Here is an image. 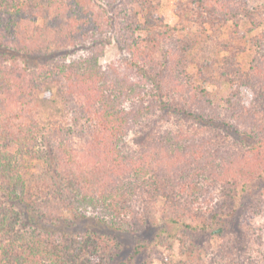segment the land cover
I'll return each mask as SVG.
<instances>
[{
	"label": "trees",
	"instance_id": "16d2710c",
	"mask_svg": "<svg viewBox=\"0 0 264 264\" xmlns=\"http://www.w3.org/2000/svg\"><path fill=\"white\" fill-rule=\"evenodd\" d=\"M99 1L111 7V12L94 0H0L1 45L7 42L5 37L22 34L26 36V47L22 49L30 48L36 30L46 33L44 30L50 29L55 38H67L75 47L86 49L80 58L57 61L50 66L44 64L33 73L26 70L15 73L12 67L0 66L2 264H91L96 262V257H104L109 264L117 255L115 248L123 246L124 241L118 235L136 237L142 230L132 198L147 193L154 200L162 195L166 204L185 214L186 207L182 204L189 199H183L184 196L196 198L203 191V180L215 171L234 169L232 178L240 180L242 186L252 169L264 167L263 163L252 165L237 150V155L232 157L212 135L198 137L199 130L214 128L223 136L236 135L235 143L251 144L250 152L256 157L262 152L264 52L260 51L254 58V62L260 61L262 65L257 69L251 63L244 70L237 53L220 56V49L217 55H205L197 61L190 54L194 49L191 30L179 29V34L186 30L179 35L178 26L166 23L159 14L156 0ZM188 1L189 20L209 30L207 37H212V33L220 35L229 21L238 25L243 18L253 20L262 12L251 7L247 0ZM39 18L45 23L40 27L36 25ZM112 38L128 55L121 62L123 70L130 69L131 74L101 66L100 58ZM255 42L264 46V31L255 37ZM222 47L230 50L227 45ZM161 51L173 56L168 69L156 57ZM193 62L197 64L196 75L189 70ZM133 71L139 81L128 77ZM68 78L79 82L75 91L84 98L82 102L74 100L76 93L65 82ZM211 83L230 84V93L224 99V115L219 114L222 109L218 108L219 103L211 99L213 94L207 87ZM68 97L74 100L75 109L72 108L69 118L64 114L62 120V111L57 107H69ZM127 100L130 105H126ZM46 108L50 109V116H44L43 120L52 121L57 114L61 120H55L61 122L60 127L41 126L40 114ZM155 116H163L169 123L173 119L176 127H162L161 120L164 135L159 142L147 145L139 153L122 151L116 139L127 130L143 126L144 119ZM189 120L193 121L192 128L180 129L181 122ZM52 132L57 136L61 133L65 140L58 149L54 148L57 153L51 168L57 176L53 177L51 186H55L52 194L57 202L54 205L51 199L50 204L58 210L61 201L72 203L71 209L84 212L92 209L97 212L98 221L110 231L89 229L81 235L63 231V236L57 239L36 228H27L28 216H35L32 206L38 203L35 198L32 202L27 200L26 179L20 171L22 160L34 153L38 138L46 139ZM219 134L215 136L218 138ZM248 138L255 142L247 143ZM73 141L84 146L74 147ZM65 161L71 168L64 175L58 166ZM75 185L80 189L73 190ZM179 196L181 199L177 201ZM72 197L74 200L68 201ZM15 201L22 205V210ZM100 204L102 211L98 209ZM221 214L220 210L212 211L204 218L203 228L218 224ZM185 227L193 228V225L186 223L183 230ZM135 251L140 252L139 243Z\"/></svg>",
	"mask_w": 264,
	"mask_h": 264
},
{
	"label": "rangeland",
	"instance_id": "374dc122",
	"mask_svg": "<svg viewBox=\"0 0 264 264\" xmlns=\"http://www.w3.org/2000/svg\"><path fill=\"white\" fill-rule=\"evenodd\" d=\"M94 1L99 4L102 3L107 11L111 12V7L107 4L99 0ZM156 1L159 14L166 23L178 26L176 31L178 34L181 31L179 29L182 28L191 30L192 33H189L194 42V49L190 54L197 61L203 59L205 55H217L220 49V56L230 52L237 53L240 67L244 70L249 69L251 63L256 69L262 67L260 61L254 62V58L259 55L260 51L264 52V46L255 42V37L261 35L264 31V0H247L251 7L262 11L253 20L243 18L238 25L229 21L220 35L215 36L212 33V37H207V33H210L209 30L203 29L201 25L198 26L196 22L193 24L194 22L189 20L191 12L188 0ZM2 17L6 18L8 16L3 15ZM44 24L43 19L39 18L36 25L40 27ZM29 26L32 27V24L29 23ZM186 30L179 35L186 33ZM44 31L46 33H40L36 30L30 48L24 49L22 47H26L25 35L9 36L10 39L5 37L4 39L7 42L0 44V66L12 67L15 73L20 70L33 73L39 67H43L44 64L50 66L57 61L62 62L65 60L66 62L86 54V49L82 46L75 47L67 38L63 40L58 35V39L55 38L54 32L50 29ZM221 42L224 43L220 45ZM223 45H227L230 50L222 47ZM127 56L113 39L106 46L105 52L100 58V64L102 67H112L113 70L118 71L116 73L126 71L128 75L131 74L130 69L123 70L121 62ZM156 57L163 62L162 65L164 64L165 69H168L169 64L171 65L173 61V56L169 53L164 55V51L159 52ZM189 70L196 75L198 72L197 64L193 62ZM135 72L133 71V75L128 77L139 81L140 78L135 75ZM65 82L74 91L79 85V82L70 78L66 79ZM207 87L213 94L211 99L214 100L215 104L219 103L218 108H222L219 114L224 115L223 107L226 106L224 99L230 93V84L226 83L219 86L211 83ZM75 93L74 100L82 102L84 98L80 97V92L75 91ZM67 100L69 107L65 105L57 107L62 111V120H65L67 114L68 118L70 117L69 113L73 108L72 101L74 100L70 101V97ZM126 105H130L129 100H127ZM49 110L47 108L42 110L41 113L44 114H40L39 123L44 129L60 127L61 122L55 120L56 118L61 120L57 114L52 117V121L43 120L44 116H50ZM210 115L215 116V113L211 112ZM161 120H163L162 127H176V122L173 119L169 123L167 118H163V116L160 118L155 116L154 119L151 117L149 120L144 119L143 126L127 130L123 136L120 135L116 139L120 143V149L129 153H139L147 145H155L159 142L160 137L164 135L160 125ZM192 122L190 120L181 122L180 129H191L190 124ZM199 133L201 135L198 137L201 138L212 135L223 147L221 149H226L232 157L237 155V150L240 152L239 155H245L248 160L253 162L252 165L257 166L258 163V166L261 163L264 165V146L262 152L256 157L250 152L251 148L249 147H251V144L248 146L247 144L234 142L238 141L236 135L235 137L232 135L223 136L214 128L202 129L199 130ZM218 134L220 136L217 138ZM63 140H65L63 135L60 133V136H57L55 132L50 133V136H47L46 139L38 138L37 144L33 148L34 153L31 156H25V160H22L20 171L26 179L25 192L27 193V200L32 202L35 198L36 203H38V205L34 204L32 206L35 216H28L27 228H36L49 235H54L52 238L57 239L63 236V231L72 235H81L89 229L110 231L108 227L98 221V214L92 209L87 210V212L71 209L72 203L67 205L68 202L61 201L62 207L58 210L52 203L50 204L51 199L54 205L57 202L54 201V194H52V189H55V186H51V182L54 183L53 177L57 176V172L51 168V163L57 153L54 152V148L58 149ZM103 141L106 142V139H103ZM245 141L247 143L255 142L254 139L250 138ZM72 145L79 148L81 145L84 146V143L73 141ZM218 154L219 152L217 156ZM70 168L68 161L60 162L58 166V169L62 170L64 175L69 173ZM227 171L217 170L215 174L213 173L209 175L208 179L203 180V191L197 193L196 198L184 196L183 199H189V201H184L182 204V207H186L185 214L166 204V199L162 195L157 196L154 200L150 199L147 193H141L140 198H132V204L135 206V216L140 219L139 223L142 225V230L140 229L137 232L136 237L130 235L123 237L118 233L120 231L116 230V233L124 242L121 249L115 248L114 251L117 255L114 256L112 261H109L111 262L109 264H173L178 260L182 261V264H264V167L261 170L258 167L255 170L252 169L251 173L245 178L247 183L242 186L240 180L237 182L232 178L235 172L234 169H231L230 172ZM79 189L80 187L77 185L73 187V190ZM179 193L181 194V192ZM72 194L74 196L73 192ZM3 195L4 190L0 188V201H3ZM180 197L177 201H180ZM72 200H74V197L68 201ZM226 202H229V204ZM15 203L17 206L18 202L15 201ZM17 207L23 209L20 204ZM98 209L102 211L101 204L98 205ZM215 210L222 212L223 217L220 222L203 228L204 218L206 219ZM130 213L133 216V211ZM186 223L192 224L193 228L185 227L183 230ZM137 243L140 244V252L135 251ZM95 259L96 262L91 264L108 263L106 259L104 260V257H96ZM167 259H171L172 262L168 263ZM2 261L3 257L0 252V264H2Z\"/></svg>",
	"mask_w": 264,
	"mask_h": 264
}]
</instances>
